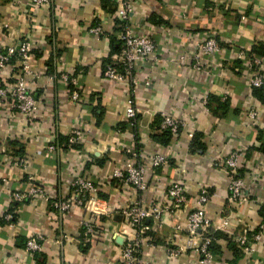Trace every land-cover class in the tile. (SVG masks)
Masks as SVG:
<instances>
[{"label": "crops", "instance_id": "1", "mask_svg": "<svg viewBox=\"0 0 264 264\" xmlns=\"http://www.w3.org/2000/svg\"><path fill=\"white\" fill-rule=\"evenodd\" d=\"M120 1L55 0L35 9L32 0H0V46L30 39L31 64L39 74L28 82L37 115L19 114L12 101L0 106V214L14 212L16 218L13 226L0 222V264L116 263L134 234L122 211L141 199L162 210L159 220L145 222L142 256L153 264H199V255L186 249L185 228L203 188L211 192L207 217L214 224L229 221L226 229L214 233L213 264H264V100L254 96L247 84L251 72L236 58L238 51L264 44V0H131L132 21L145 25L142 32L158 51L156 64L140 65L139 83L131 88L103 76L107 64L119 65L114 46L120 41L115 17ZM96 26L102 27V35L89 32ZM208 35L216 38L221 51L206 58L204 70L195 74L196 48L186 38ZM9 73L0 71V87L9 82ZM61 74L75 78L76 86L62 81ZM148 78L153 82L149 87L144 84ZM206 92L210 111L201 102ZM130 97L139 109L134 129L125 119ZM253 109L255 118L249 115ZM164 113L184 122L177 139L160 131ZM73 129H81L82 138L65 149ZM191 132L201 147L195 140L191 146ZM53 144L57 150L49 149ZM127 147L141 150L148 159L168 158L166 165L147 172L146 192L114 177V170L128 163ZM232 151L243 153L238 175L249 189L234 206L228 201L229 171L224 165ZM21 156L26 169L15 164ZM253 169L259 178L251 183L247 173ZM28 174L44 196L13 200L14 193L27 190ZM78 177L92 180L105 204L92 236L83 227L89 211L74 207L61 217L48 201L68 198ZM173 182L188 187L181 206L168 196ZM260 232L257 242L254 235ZM31 237L43 238L41 252H27ZM239 240H246L251 252L246 254ZM169 248L182 250L173 255Z\"/></svg>", "mask_w": 264, "mask_h": 264}, {"label": "built area", "instance_id": "2", "mask_svg": "<svg viewBox=\"0 0 264 264\" xmlns=\"http://www.w3.org/2000/svg\"><path fill=\"white\" fill-rule=\"evenodd\" d=\"M55 0H32V6L39 9L45 6H51ZM134 13L131 0L120 1L115 17L123 23L122 31L120 32L119 40L122 43V50L119 55V67L108 65L103 73L104 78L111 83H122L128 88L139 83L136 72L140 65L146 62L156 64L158 61L157 46L148 33L142 32L145 28L143 23H134L132 14ZM89 32L93 35H102L101 26L90 28ZM189 44L195 45L196 52L193 56L192 70L195 74H199L204 70V60L206 58L216 57L221 46L215 37L208 35L205 38L196 40L192 36L186 38ZM33 52V42L24 40L18 44L3 47L0 46V71H9L8 81L0 87V106L6 101H12V107L17 112L26 117L37 115L39 107L33 90L29 87V81H35L39 78L38 72L33 70L31 64V56ZM237 60L244 61L246 68L251 72L247 77L248 86L259 88L264 85V58H247V52L240 50L236 56ZM55 79L56 77L53 76ZM62 81L69 82L76 86V79H71L67 74H61ZM146 86H152L153 82L150 78L144 81ZM73 99H79L78 91L72 93ZM209 97L206 92L201 96L203 107L207 111L209 109ZM139 109L135 105V100L130 97L127 100L125 119L130 128H135ZM251 118L257 116L256 110H251L249 113ZM184 127V122L176 117L168 114H162L160 123V131L168 132L172 138L177 139ZM118 132H121L119 129ZM83 131L81 129H73L69 135V143L75 144L82 138ZM189 139L194 138V133L188 134ZM136 139V134L132 135ZM50 150H57L55 145L49 147ZM129 160L126 167L116 168L114 177L124 179L125 182L134 188L137 192L143 193L148 190L146 181L147 172L150 169L164 166L168 163V158L165 155H155L151 158L145 157L141 150L135 147H127L123 149ZM243 157L241 151H232L224 159V165L229 171L228 185V201L231 205L238 204L246 198L245 193L249 190L244 180L238 175L241 169L240 158ZM26 169L24 159L15 163ZM249 174V175H248ZM248 179L254 183L258 177V171L253 169L248 170ZM28 188L25 192L14 193L13 200L22 202L33 200L37 197H43L44 191L36 183L33 175L27 177ZM187 185L182 182H173L170 184L167 193L171 197L176 206H181L186 201ZM98 187L92 180L78 177L71 182V194L64 200H50L52 208L58 212L61 217H65L74 207H82L91 213V217L83 221V227L87 236L95 234V222L99 215L105 211V204L98 194ZM211 199V192L207 188H203L198 198L195 200L193 209L190 211L186 222L185 233L187 237L186 249L194 250L199 255V264H213V255L209 250L212 239L207 236L211 230L226 229L229 225L228 220H223L220 224H214L206 215L207 204ZM162 210L157 206H147L141 199L134 203L131 207L123 209L122 214L127 220L131 229H133V238L120 249L119 259L113 264H153L150 260L142 256L145 222L147 219H160ZM4 220L10 225H15L16 218L13 213L0 214V222ZM163 223L160 221L159 228L162 229ZM179 228V227H178ZM262 239V233L254 235V240L259 242ZM42 237H31L26 245L27 252L35 254L42 251ZM239 245L247 254L251 252V246L247 245L246 240H239ZM180 250L168 249L170 254L176 255Z\"/></svg>", "mask_w": 264, "mask_h": 264}, {"label": "trees", "instance_id": "3", "mask_svg": "<svg viewBox=\"0 0 264 264\" xmlns=\"http://www.w3.org/2000/svg\"><path fill=\"white\" fill-rule=\"evenodd\" d=\"M122 28H123V23L119 21V31L120 32L122 31ZM114 47H115L114 48L115 52H117V53L120 54L121 53V50H122V43H121V41H118L117 42V46L115 45ZM255 57H257V58H264V44L257 43L256 45L252 46V48H251V50L249 52H247V58L248 59L255 58ZM238 61H239V63L241 65H243L245 63L244 61H240V60H238ZM109 65L115 66V65L110 64V63H109ZM107 66H108V64H107ZM115 67H119V65L118 66H115ZM253 94H254V96L256 98H258V99H260V100L263 101L264 100V85L261 86V87H259V88H253ZM210 101H211V99L209 97V109H210V106H211ZM159 127H160V124H159ZM163 133H168V132H163ZM194 140L196 141V144H198V146L201 147L200 142H199L198 137H197V134H194V138L192 139L191 146H194ZM65 145H66V147H64V148L65 149L68 148V146H69V138L66 139ZM19 153H20V151H19ZM19 158H20V160L24 159L23 156H21ZM12 213L14 214V217H15V213L14 212H12ZM2 221H4V220H2ZM215 232H216L215 230H211L207 234V236H209L212 239V242H211V244L209 246V250L211 251L212 255H213L212 247H213L214 235H215L214 233Z\"/></svg>", "mask_w": 264, "mask_h": 264}]
</instances>
